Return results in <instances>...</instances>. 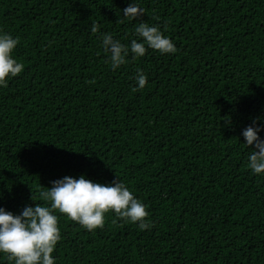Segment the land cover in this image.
<instances>
[{"label": "trees", "instance_id": "trees-1", "mask_svg": "<svg viewBox=\"0 0 264 264\" xmlns=\"http://www.w3.org/2000/svg\"><path fill=\"white\" fill-rule=\"evenodd\" d=\"M139 2L129 20V0H0L24 65L0 87V207L43 204L64 176L119 178L151 228L109 212L90 232L56 213V264H264V176L246 167L241 134L264 118V0ZM141 21L177 52L146 46L111 69L99 32L127 45Z\"/></svg>", "mask_w": 264, "mask_h": 264}, {"label": "clouds", "instance_id": "clouds-1", "mask_svg": "<svg viewBox=\"0 0 264 264\" xmlns=\"http://www.w3.org/2000/svg\"><path fill=\"white\" fill-rule=\"evenodd\" d=\"M129 20L144 15L139 0H129L122 10ZM135 39L123 44L111 33L99 32L93 23L92 33H98L100 47L107 56L106 62L113 70L133 59L143 57L147 48L162 55L175 54L177 48L158 25L141 21L135 26ZM19 43L18 37L0 29V87L24 71V65L13 53ZM147 46V48H146ZM138 88H144L147 76L137 69L135 76ZM264 118H253L242 130L243 145L249 149L246 167L257 176H264ZM41 191L43 204L26 205L19 214L0 207V256L10 264H56L53 255L61 239L56 213L65 215L92 232L102 229L106 213L112 212L124 223L138 225L140 230L151 228L147 219L146 205L138 199L119 178L112 183H100L81 175L78 178L64 176L51 182V187ZM33 200V197H31ZM34 201V200H33Z\"/></svg>", "mask_w": 264, "mask_h": 264}]
</instances>
